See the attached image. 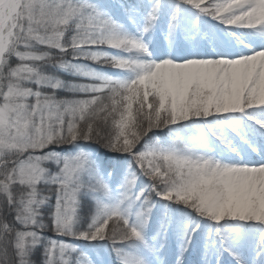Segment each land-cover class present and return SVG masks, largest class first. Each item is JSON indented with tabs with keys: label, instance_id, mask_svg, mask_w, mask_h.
Segmentation results:
<instances>
[{
	"label": "snow or ice",
	"instance_id": "6c2138e0",
	"mask_svg": "<svg viewBox=\"0 0 264 264\" xmlns=\"http://www.w3.org/2000/svg\"><path fill=\"white\" fill-rule=\"evenodd\" d=\"M0 264H264V0H0Z\"/></svg>",
	"mask_w": 264,
	"mask_h": 264
},
{
	"label": "trees",
	"instance_id": "16d2710c",
	"mask_svg": "<svg viewBox=\"0 0 264 264\" xmlns=\"http://www.w3.org/2000/svg\"><path fill=\"white\" fill-rule=\"evenodd\" d=\"M112 258H114V254H113V257Z\"/></svg>",
	"mask_w": 264,
	"mask_h": 264
}]
</instances>
